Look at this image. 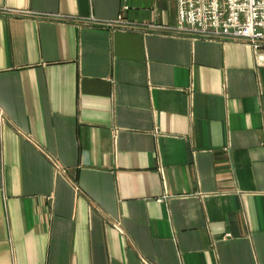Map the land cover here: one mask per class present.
Here are the masks:
<instances>
[{"label":"crops","instance_id":"obj_1","mask_svg":"<svg viewBox=\"0 0 264 264\" xmlns=\"http://www.w3.org/2000/svg\"><path fill=\"white\" fill-rule=\"evenodd\" d=\"M0 8V264H264V50L176 0Z\"/></svg>","mask_w":264,"mask_h":264},{"label":"built area","instance_id":"obj_2","mask_svg":"<svg viewBox=\"0 0 264 264\" xmlns=\"http://www.w3.org/2000/svg\"><path fill=\"white\" fill-rule=\"evenodd\" d=\"M176 3V25L170 27L173 32L198 39L244 43L255 53L264 50V0H176ZM127 8L123 5L121 12ZM121 12L112 19L89 17L79 22L112 29L143 27L144 24L125 19ZM0 13L34 14L29 10L10 8H0ZM57 18L65 17L58 15ZM146 26L154 27L150 24Z\"/></svg>","mask_w":264,"mask_h":264}]
</instances>
